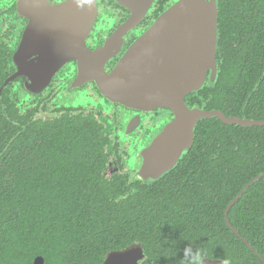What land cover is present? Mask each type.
Segmentation results:
<instances>
[{
  "label": "trees",
  "instance_id": "trees-1",
  "mask_svg": "<svg viewBox=\"0 0 264 264\" xmlns=\"http://www.w3.org/2000/svg\"><path fill=\"white\" fill-rule=\"evenodd\" d=\"M218 10V76L191 96L264 121V0H218ZM109 145L92 117L42 118L1 101L0 264H102L134 244L142 264H185L189 245L264 264V177L226 216L264 173V126L201 120L190 151L157 182L110 175Z\"/></svg>",
  "mask_w": 264,
  "mask_h": 264
},
{
  "label": "water",
  "instance_id": "water-1",
  "mask_svg": "<svg viewBox=\"0 0 264 264\" xmlns=\"http://www.w3.org/2000/svg\"><path fill=\"white\" fill-rule=\"evenodd\" d=\"M114 1L130 12L127 22L114 35L117 39L140 24L155 2ZM98 10L97 0H68L55 8L52 15L56 17L48 12L46 18L65 21L64 33L75 32L71 41L75 42L74 59H79L81 76L93 73L88 81H95L98 91L110 104H120L141 111L163 108L172 111V119L163 127L156 140H152L141 152V177L156 180L175 168L182 156L192 148L196 127L201 120L217 118L224 124L241 127L264 126L262 120L228 117L220 110L190 108L185 102L188 95L199 92L204 87L208 78L214 82L218 76L217 0H176L126 50L110 73L106 72L105 64L120 52V46L116 44V47H111L108 44L95 51L88 50L86 46V38L95 24ZM25 46L23 42L19 53V65L23 73L27 70ZM47 58L48 52L44 50L43 58L40 54L39 60L42 61L37 65L39 68H32L33 72L46 73L47 69L40 64L43 62L46 66L54 62ZM45 77L43 75L40 82L32 87L38 91L45 90L51 82L50 78L46 80ZM21 87L29 88L26 83ZM263 177L264 173L258 175L242 189L227 207L226 216L235 201ZM250 249L253 250L251 247ZM144 259V248L140 244H134L123 250L110 252L102 264H142ZM223 261L204 258L203 264H223ZM33 264H45L44 258L37 257Z\"/></svg>",
  "mask_w": 264,
  "mask_h": 264
},
{
  "label": "flooded vegetation",
  "instance_id": "flooded-vegetation-1",
  "mask_svg": "<svg viewBox=\"0 0 264 264\" xmlns=\"http://www.w3.org/2000/svg\"><path fill=\"white\" fill-rule=\"evenodd\" d=\"M67 1L0 0V103L5 99L23 113L33 110L37 117L48 119L79 114L94 118L108 138L109 144L111 143L108 173L128 175L142 182L155 181L152 178L146 180L139 174L142 165L141 152L152 140H156L163 127L172 119L173 113L166 108L141 111L120 104L112 105L98 91L95 81H88L93 73L81 76L79 59H74L75 42L71 41L75 32L64 33L65 21L58 22L59 20L46 18L48 12L52 15L57 6ZM175 1L155 0L151 11L142 22L117 39L114 35L119 33L120 28L127 22L130 12L114 0H97L98 16L86 38L88 50L95 51L108 44L111 47H116V44L120 46V52L105 64L106 72L110 73L126 50ZM75 26L73 23V27ZM23 42L26 44L25 73L19 65ZM44 50L48 52L47 60L54 62L46 66L43 62L40 64L42 68L47 69L46 73L33 72L32 68H39L37 65L42 61L39 60L40 54L43 58ZM43 75L46 80L50 78L51 82L45 90L38 91L32 85L39 83ZM214 82L208 78L204 87ZM24 83L29 88L22 89ZM80 92H86V97L98 103L100 107L81 106L77 95ZM191 95L185 98L186 104L190 108L205 109ZM197 97L203 99L201 96ZM68 101L76 103V106H71L73 104L70 103L66 106L65 102ZM174 169L156 178V182Z\"/></svg>",
  "mask_w": 264,
  "mask_h": 264
},
{
  "label": "clouds",
  "instance_id": "clouds-1",
  "mask_svg": "<svg viewBox=\"0 0 264 264\" xmlns=\"http://www.w3.org/2000/svg\"><path fill=\"white\" fill-rule=\"evenodd\" d=\"M203 253L200 248L193 251V247L189 245L184 249L185 264H203ZM223 264H230L229 260H224Z\"/></svg>",
  "mask_w": 264,
  "mask_h": 264
},
{
  "label": "rangeland",
  "instance_id": "rangeland-1",
  "mask_svg": "<svg viewBox=\"0 0 264 264\" xmlns=\"http://www.w3.org/2000/svg\"><path fill=\"white\" fill-rule=\"evenodd\" d=\"M78 96H79V101H81V106H87V105H91V106H94V107H96V108H99L100 106H99V104L98 103H96L95 101H93L92 99H88L87 97H86V92H80L79 94H77ZM67 105L66 106H68V104L70 103V104H73V105H71V106H76V103H71L70 101H68V103L67 102H65ZM65 105V104H64Z\"/></svg>",
  "mask_w": 264,
  "mask_h": 264
}]
</instances>
